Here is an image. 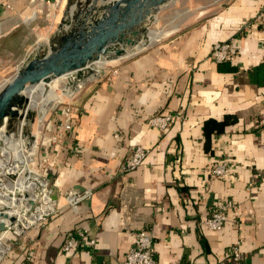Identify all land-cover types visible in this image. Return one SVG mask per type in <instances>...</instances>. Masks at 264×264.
<instances>
[{"label":"crops","instance_id":"obj_1","mask_svg":"<svg viewBox=\"0 0 264 264\" xmlns=\"http://www.w3.org/2000/svg\"><path fill=\"white\" fill-rule=\"evenodd\" d=\"M113 1L0 0V54L20 31L34 34L37 15L46 35L50 15L58 23L77 7L71 26L82 29ZM263 7L264 0H210L159 41L129 48L79 93L72 129L55 141L65 119L57 108L39 140L56 212L19 240L8 237L4 264H122L140 230L153 235L158 264H221L238 243L242 260L225 264H264V22L256 20ZM221 42L234 44L233 63L211 57ZM159 114L172 115L167 129L149 124ZM137 147L148 154L129 171ZM221 163L229 173L215 177ZM86 191L90 197L68 205ZM228 201L235 208L222 230L209 231L206 219Z\"/></svg>","mask_w":264,"mask_h":264},{"label":"built area","instance_id":"obj_2","mask_svg":"<svg viewBox=\"0 0 264 264\" xmlns=\"http://www.w3.org/2000/svg\"><path fill=\"white\" fill-rule=\"evenodd\" d=\"M5 6L9 7L7 3H5ZM256 20L264 22V7L257 14ZM211 57L217 64L233 63L236 59L234 44L232 42L214 44ZM112 73L115 75L117 71L113 70ZM74 110L72 105L63 108L62 113L65 115V119L53 137L55 141L64 138L66 132L71 131ZM56 115L59 116L58 110L56 111ZM172 120L173 117L170 114H159L151 118L149 124L152 127L164 130L168 128ZM24 122L23 119L19 125L18 134L12 131V133L7 135L10 140L23 141L24 144L27 146L29 145L28 151L23 154V157L26 158V162L21 170L9 172L16 167V160L14 159L13 152L12 155L8 153V155L11 156L9 159L7 158V151L10 147L4 146V142L0 139V224H4L5 226V229L0 231V242L4 248V253L0 252V264H4L11 253L12 246L6 243L7 236L11 235L14 240H19L26 236L30 230L44 225L49 217L56 212V204L52 198L53 193L49 187L48 180L45 179L40 171H37L31 166L38 154L40 148L39 140H41V138H39L38 133H32L31 130L30 136H34L35 139L32 140L30 136L23 137ZM7 126V123L4 122L0 127V132L3 131L4 134H6L8 131ZM44 137L45 135L42 139ZM35 143H37L35 151H29L36 145ZM15 148L17 149V146H15ZM147 154L148 150L143 147L135 148L127 169L129 171L137 169L143 164ZM2 163H6L5 171L3 172L1 171ZM228 173L229 168L226 164L222 163L217 164L212 170V175L215 177H225ZM21 180H23L25 185H30L28 190L24 191L20 189L19 183ZM36 184L38 185L37 187ZM90 196V191H86L83 195H72L68 197L67 203L69 206L73 207ZM15 202L18 204L21 202L20 206H15ZM233 208H235V205L231 201L218 203L211 215L206 219L205 227L211 232L221 231L227 220L226 213ZM1 214H4L6 218L1 217ZM10 218H14L15 221L11 222ZM76 242L77 238L75 236L71 237L64 249L69 251L76 245ZM154 253L153 235L146 230H140L136 235L134 246L128 251L122 264H158L155 260ZM242 258L243 254L238 243L232 247L230 256L221 264H225V262L228 261L239 263Z\"/></svg>","mask_w":264,"mask_h":264},{"label":"water","instance_id":"obj_3","mask_svg":"<svg viewBox=\"0 0 264 264\" xmlns=\"http://www.w3.org/2000/svg\"><path fill=\"white\" fill-rule=\"evenodd\" d=\"M171 2L172 0H114L105 7L107 12L95 24L70 33L62 40L59 48L52 49L44 58L27 62L0 88V124L6 122L8 125L5 135L12 133V120L17 115L21 118L18 109L28 103L26 93L29 88L40 83L51 84L61 78H72L73 82L69 80L68 84L75 85L94 74L92 67L102 59L106 63L123 59V46L131 49L136 47L138 51L137 47L142 44V40L145 41L150 31L144 22H154L160 8ZM29 109L28 114L23 116V127L34 121V114ZM30 134V131L25 132L23 137ZM30 137L35 139L34 136ZM52 198L57 199L54 196ZM1 217L6 218L4 214ZM10 221L14 222L15 219L10 218ZM4 229V224H0V231Z\"/></svg>","mask_w":264,"mask_h":264},{"label":"rangeland","instance_id":"obj_4","mask_svg":"<svg viewBox=\"0 0 264 264\" xmlns=\"http://www.w3.org/2000/svg\"><path fill=\"white\" fill-rule=\"evenodd\" d=\"M210 0H172V2L167 5L162 11H159L161 13H157L155 16V20L154 22L150 21V22H144V25L147 24V28L150 31H171L173 26H177V25H183V24H187V21H183L184 18L191 17V15H194L197 12L200 11H205L206 8V4L209 2ZM73 5V4H72ZM81 5V4H78ZM72 7V6H71ZM71 11V10H70ZM76 13L74 11H71V13L66 14L63 19L61 21H59L58 23H55V15H50L53 19V23L52 25L54 26H50V28H53L51 31H46V35L45 32H42V25L43 23L39 22V15H37V20H34V23L38 26L37 30L34 32V34L32 33L31 35H28L27 31H20L18 34V37L14 40V41H8L6 42V44H4V47L1 50V54L0 57L4 60V64H0V72L4 71V76L1 77L0 76V85H4V83L10 81V79H12L14 77L15 74H17L19 67H23L25 66V64L33 59H41L44 58L45 56L49 55L50 52L52 51V49H57L62 45V40L67 37L70 33L72 32H78L81 31L82 29H73V27L71 26V22L75 21V15L77 14V7H76ZM99 11H96V13L94 12V17L98 18L100 17V19L105 15V13L107 12V9L105 7H100ZM44 17V15H43ZM46 20L47 23H49L48 17H44L41 20ZM99 19V20H100ZM40 20V21H41ZM58 21V20H56ZM98 21V20H97ZM89 25L85 26V28H87ZM52 33V36H50V34ZM169 33V32H168ZM167 33V34H168ZM166 34V35H167ZM12 42V43H11ZM146 45H139L137 47L138 50H140V48L144 47ZM123 48H125V50H128L129 48L127 46H123ZM134 48V47H133ZM131 49V48H130ZM137 51V50H136ZM8 53H12V55H19L20 57L16 56L15 58V62L11 61L12 58H10V56H8ZM130 54H132V52L128 51L127 54L124 56L127 57ZM26 59V60H25ZM122 60V59H121ZM21 61V62H20ZM20 63V64H19ZM110 63V64H109ZM19 64V66H18ZM111 65V62H107L105 63L104 70H105V66L106 65ZM21 65V66H20ZM3 68V69H2ZM20 68V69H21ZM108 69L111 67H107ZM103 69H99L98 72L92 74L86 81L85 84H81V88H79L77 91H73L70 94V97H64L63 94L61 93V87L63 86V84H68L69 80L70 82H73L72 78L71 79H67V78H63L61 79V81H63V83H60V85L58 86L57 92L62 96V100H60L58 102V105L50 110L46 116L44 117V121L41 120L40 118V110L39 109H32L30 110L31 113L34 114V121L30 122L29 124L27 123V125L24 127V133L25 132H29L31 130V132L33 133H38L39 138H41L46 134V132H48V130L50 129L52 123L54 124V119L56 115V111L57 108L59 107H67V106H71L73 103V101L76 100V98L79 96V93L83 90L84 87H86L87 85L91 84L95 78L97 77L98 73L101 72ZM0 86V87H1ZM45 92H43L44 94ZM27 96V95H26ZM41 98V97H40ZM39 98V99H40ZM64 98V99H63ZM29 101L27 104H25L23 107L19 108V111L21 114V118H19V115H17L13 120L12 123L10 124V129H12V131L14 133L18 134V130L20 128V123L22 122V120L24 119L23 116H25V114L27 115V109L29 108ZM3 123L0 124V127L2 126ZM29 135V133H28ZM23 136V135H22ZM41 142V141H40ZM26 145V144H25ZM27 147V145H26ZM40 149L38 151V154L36 155L35 161L34 163L31 165L34 169H36L37 171L41 172V169L44 165L43 160H41L39 158V153H40ZM42 166V167H41ZM42 173V172H41Z\"/></svg>","mask_w":264,"mask_h":264},{"label":"bare ground","instance_id":"obj_5","mask_svg":"<svg viewBox=\"0 0 264 264\" xmlns=\"http://www.w3.org/2000/svg\"><path fill=\"white\" fill-rule=\"evenodd\" d=\"M167 33L168 32H165V31H157V32L149 31L145 41H143L142 44L143 45L153 44L157 40L159 41V39L162 38L163 36H165ZM127 52H128V50H125L123 53H121L122 57H124L127 54ZM105 63L106 62L104 59H102L100 62L96 63L92 67L94 70V73L98 72L99 69H102L103 66L105 65ZM90 76L86 77L84 79V81H86ZM61 79H63V78H61ZM61 79L55 80L51 84L40 83L38 85H35V86L29 88L28 92L26 93V95L29 99V102H30L29 106H28L30 108L29 110L39 109L41 120L44 119V117L46 116V114L50 110L54 109L58 105V102L60 100H62V96L57 92L58 86L60 85V83H63V81H61ZM84 81L76 83L75 85L73 83L63 84V86L61 87V91H62L61 93L63 94L64 97L65 96L70 97V94L73 91H77L81 87V84L84 83ZM43 92H45V93L43 94ZM0 139L4 142V146L10 147V149L7 151V158L9 159L10 156L12 155V152H13L14 159L16 160V167H14L9 172H16V170H21L22 166L26 162V158L23 157V154H24V152L28 151V146L26 147V145L23 143V141L19 142V141L14 140V139L10 140V138L7 137L3 131L0 132ZM16 142H18V143H16ZM35 144L36 145H34L33 148L29 151H35L37 143H35ZM15 146H17V149L15 148ZM8 153H10L11 155H8ZM5 167H6V163H2V165H1V171L2 172L5 171ZM37 186L38 185L36 184V187ZM19 187L21 190L26 191L29 189L30 185H25L23 180H21L19 183ZM20 204H21V202L19 204L17 202L14 203L15 206H20ZM15 208H18V207H15ZM16 229H17V227H16ZM0 252L4 253V248H3L1 242H0Z\"/></svg>","mask_w":264,"mask_h":264},{"label":"trees","instance_id":"obj_6","mask_svg":"<svg viewBox=\"0 0 264 264\" xmlns=\"http://www.w3.org/2000/svg\"><path fill=\"white\" fill-rule=\"evenodd\" d=\"M224 64H229V63H223L222 65H224ZM220 70H224V69L220 67ZM8 237H9V238H12V236L9 235V236L6 237V240H7ZM12 240L14 241V239H12Z\"/></svg>","mask_w":264,"mask_h":264}]
</instances>
